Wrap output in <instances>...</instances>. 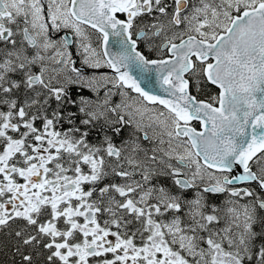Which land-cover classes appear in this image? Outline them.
I'll return each instance as SVG.
<instances>
[{"label": "snow or ice", "instance_id": "snow-or-ice-1", "mask_svg": "<svg viewBox=\"0 0 264 264\" xmlns=\"http://www.w3.org/2000/svg\"><path fill=\"white\" fill-rule=\"evenodd\" d=\"M10 264H264V0H0Z\"/></svg>", "mask_w": 264, "mask_h": 264}, {"label": "flooded vegetation", "instance_id": "flooded-vegetation-1", "mask_svg": "<svg viewBox=\"0 0 264 264\" xmlns=\"http://www.w3.org/2000/svg\"><path fill=\"white\" fill-rule=\"evenodd\" d=\"M11 257L8 255L0 254V264H10Z\"/></svg>", "mask_w": 264, "mask_h": 264}]
</instances>
